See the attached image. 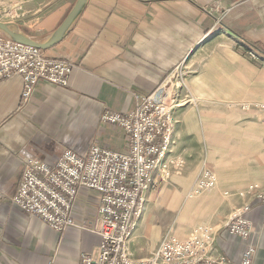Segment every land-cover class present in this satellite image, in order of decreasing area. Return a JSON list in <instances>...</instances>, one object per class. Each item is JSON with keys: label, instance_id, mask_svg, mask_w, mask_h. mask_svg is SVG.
Masks as SVG:
<instances>
[{"label": "crops", "instance_id": "1", "mask_svg": "<svg viewBox=\"0 0 264 264\" xmlns=\"http://www.w3.org/2000/svg\"><path fill=\"white\" fill-rule=\"evenodd\" d=\"M62 13L36 36L50 34ZM45 52L74 63L68 84L41 79L23 103L22 76L0 77V264H77L84 253L99 254L98 232L55 230L12 202L24 160L55 162L66 148L85 152L92 143L127 150L128 134L101 120L102 112L134 109L183 63L196 68L187 81L198 104L175 112L172 140L143 190L129 247L144 260L167 234L186 238L208 223L219 232L213 254L238 262L246 241L225 227L238 197L225 192L264 186V112L226 102L264 101V0H88ZM204 168L215 172L216 185L191 195ZM98 201L97 191L82 189L75 219L94 225ZM250 214L253 264H264V202L254 199Z\"/></svg>", "mask_w": 264, "mask_h": 264}, {"label": "built area", "instance_id": "2", "mask_svg": "<svg viewBox=\"0 0 264 264\" xmlns=\"http://www.w3.org/2000/svg\"><path fill=\"white\" fill-rule=\"evenodd\" d=\"M252 57L258 56L254 49ZM74 63L49 56L38 46L18 42L0 33V77L20 74L24 85L22 102H28L41 79L66 85ZM173 84V83H172ZM171 84V85H172ZM173 86V85H172ZM170 85L162 83L153 92L140 97L136 107L125 112L105 108L100 119L117 124L128 134L127 150H116L92 143L80 152L66 148L55 162L28 155L12 202L58 231L70 225L88 228L101 237L97 256L84 253L77 264H253L257 246L250 238L254 221L249 215L254 199L264 202V186L253 183L240 190L246 199L237 205L225 226L246 241L239 262L226 255L211 253L217 228L201 224L190 236L165 238L148 258H133L129 243L136 218L143 204V190L151 172L171 142L174 114L166 103ZM264 110V102L243 108ZM216 184V175L204 168L191 187L190 194H199ZM99 193L96 222L90 225L75 219V205L82 189Z\"/></svg>", "mask_w": 264, "mask_h": 264}, {"label": "rangeland", "instance_id": "3", "mask_svg": "<svg viewBox=\"0 0 264 264\" xmlns=\"http://www.w3.org/2000/svg\"><path fill=\"white\" fill-rule=\"evenodd\" d=\"M75 1L76 0H0V20L16 23L19 27H21L23 30H25L30 35H33L34 37L41 39V37H37L36 35L37 34H43V33L47 32L48 29H50L55 24H57L59 22V14H61V12L63 11L60 18L64 17L67 14V12L69 11V9L72 7V5L74 4ZM0 33H4V32L0 31ZM43 50L45 51V49H43ZM49 56H51V55H49ZM257 57L258 56H256V58ZM63 59H65V58H63ZM195 72H196V68L194 67V65L191 66V65H188L187 63H185V64L183 63L182 65L177 66V68L175 70H173L172 72H170V74H169V78H168L169 80L166 83L168 85H170V87H168V88L171 91V93L169 94L170 97L166 99V103L169 105V107L174 105L173 107H171V111H172V114H174V118H175L176 110H178L180 108L187 107V105H190L191 103L194 104L197 102V104H198L199 95H197L198 93L196 94L194 92V89L189 86V83L187 81V77L191 74H194ZM23 85H24V81H23ZM197 89H198V87L195 85V90H197ZM257 102H264V101H258V100L257 101L256 100L231 101V100H229L226 102V104L233 107V108H237L241 111H245V112L256 111L258 114H260L259 112H264V110L259 109V108H252V107L250 109L243 108V104H246V105L250 104L253 106ZM193 104H191V105H193ZM173 126H174V122H173ZM190 190H191V188H190ZM190 190H189V192H190ZM240 190H242V189H240ZM240 190H237L234 192H231V191L225 192V195L227 197H232V196L238 197V201L235 204H233V206L230 209L229 216L232 213V211L234 210V208L246 199L244 196L240 195V193H239ZM204 191H206V190H204ZM250 211H251V209H250ZM250 211H249V215L251 216ZM206 224H208V223H206ZM193 228H192V230H193ZM192 230L190 231V233H188L189 234L188 237L192 233ZM217 233H219V232L217 231ZM217 235L215 237V240L217 238ZM170 236H174V237H177V238L182 239V240H185L188 238V237L183 238L180 236H176L174 234H167L166 236H164L161 239L158 246L152 250L151 254L155 250H157V248L160 246L161 242L165 238L170 237ZM215 240H214V243H215ZM213 248H214V244H213V247L211 250L212 254H213ZM242 251H243V249H242ZM218 255L228 256L227 254H218ZM218 255H215V256H218Z\"/></svg>", "mask_w": 264, "mask_h": 264}, {"label": "water", "instance_id": "4", "mask_svg": "<svg viewBox=\"0 0 264 264\" xmlns=\"http://www.w3.org/2000/svg\"><path fill=\"white\" fill-rule=\"evenodd\" d=\"M87 2L88 0H76L63 20L45 38H36L19 27L16 23L3 20H0V31L18 42L46 49L55 45L65 37L84 10Z\"/></svg>", "mask_w": 264, "mask_h": 264}]
</instances>
